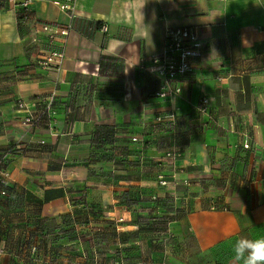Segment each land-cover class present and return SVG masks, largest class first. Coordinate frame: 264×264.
I'll list each match as a JSON object with an SVG mask.
<instances>
[{
  "label": "crops",
  "instance_id": "1",
  "mask_svg": "<svg viewBox=\"0 0 264 264\" xmlns=\"http://www.w3.org/2000/svg\"><path fill=\"white\" fill-rule=\"evenodd\" d=\"M15 2L0 0V155L19 149L0 198V264H111L138 249L124 237L144 228L154 197L198 264H236L239 237H264V0H76L73 18L38 0L33 28ZM44 23L72 26L61 73L35 66L49 51ZM186 27L203 55L171 85L179 94L157 97L164 80L141 66L164 51L167 29ZM53 93V132L23 126L16 97ZM170 150L182 153L175 171ZM161 174L179 186L160 188Z\"/></svg>",
  "mask_w": 264,
  "mask_h": 264
},
{
  "label": "built area",
  "instance_id": "2",
  "mask_svg": "<svg viewBox=\"0 0 264 264\" xmlns=\"http://www.w3.org/2000/svg\"><path fill=\"white\" fill-rule=\"evenodd\" d=\"M11 1L15 2V0ZM54 1L63 11L69 13L70 18L74 17L76 0ZM37 2L38 0H23L19 4L15 2L20 26L33 28L39 24L35 19L33 8ZM71 29V25L65 27L55 24H41V32L47 37L49 51L35 62L36 67L54 73H61L63 71L66 59L65 48ZM165 34L164 51L151 58L150 62L152 64L149 67H146L144 63L141 66L142 71L147 70L164 80L165 86L157 94V97L163 98L172 96L174 93H180V89H172L171 85L176 80L183 79L194 71L195 61L201 59L205 48L199 32L192 28H171L167 29ZM56 101L57 97L54 93L31 101H25L22 97H16L15 108L24 113L22 125L31 129H42V127H45L50 132H53L57 122ZM208 105L209 99L204 97L200 102V113H207L209 110ZM174 117L175 115L173 114L159 116L156 122L172 121ZM133 140L139 141L137 138H133ZM42 143H45V141H42ZM243 148L248 149L249 144H245ZM15 150L17 148L13 147L0 155V197L8 196L9 187L12 185L11 172L8 170V166ZM181 157L182 153L180 151L170 150L165 154L164 160L171 164L175 171L176 163ZM157 179L159 187L162 188L176 189L179 186V181L174 176L168 177L161 174ZM212 208L216 210L215 207ZM119 221L122 222L123 220L120 219ZM2 252L1 250L0 254Z\"/></svg>",
  "mask_w": 264,
  "mask_h": 264
},
{
  "label": "rangeland",
  "instance_id": "3",
  "mask_svg": "<svg viewBox=\"0 0 264 264\" xmlns=\"http://www.w3.org/2000/svg\"><path fill=\"white\" fill-rule=\"evenodd\" d=\"M168 205L162 204L159 209L148 210L147 215L142 217L144 228L125 237L127 248L133 251V248L137 247L136 252L123 256V258L112 259L111 264H122V262L125 264H180L184 261L187 264H198L201 262L199 256L193 253L192 239L178 238L171 233L170 229L165 232L166 227L160 226L164 222L168 224L170 218ZM161 231L162 235L159 234ZM97 238L92 239L95 251L102 248V244L98 243V240L101 239L100 237ZM89 240L91 241V238ZM90 262L91 264H99L98 261H94L93 257H91ZM104 262L109 264L108 259H105Z\"/></svg>",
  "mask_w": 264,
  "mask_h": 264
},
{
  "label": "clouds",
  "instance_id": "4",
  "mask_svg": "<svg viewBox=\"0 0 264 264\" xmlns=\"http://www.w3.org/2000/svg\"><path fill=\"white\" fill-rule=\"evenodd\" d=\"M234 261L236 264H264V237H239L234 246Z\"/></svg>",
  "mask_w": 264,
  "mask_h": 264
},
{
  "label": "trees",
  "instance_id": "5",
  "mask_svg": "<svg viewBox=\"0 0 264 264\" xmlns=\"http://www.w3.org/2000/svg\"><path fill=\"white\" fill-rule=\"evenodd\" d=\"M148 143H149V141L146 139V140H144V142H143V147L146 145H148ZM10 149H12V148H10ZM7 151V150H6ZM19 153V149H17V150H15L14 152H13V155H15V154H18ZM12 155V156H13ZM158 176L156 177V181L158 182ZM160 188H162V187H160ZM11 189H12V185L9 187V193H10V191H11ZM163 189H166V188H163ZM9 193H8V195H9ZM7 197V196H6ZM6 197H0V198H6ZM82 199H85L83 196L81 197ZM156 198V199H155ZM133 199V198H132ZM152 201H153V203H154V206H152V207H154V210H156V209H159L160 207H162V205H158V203H159V198L158 197H154V199H152ZM80 204H82V205H85L86 206V204L83 202V201H80L79 202ZM87 207V206H86ZM89 207H91L90 208V210H89V212L90 213H92V214H96V215H99V214H102L103 212H102V209L99 207H95V206H89ZM88 207V208H89ZM168 207V206H167ZM169 208V207H168ZM170 209V208H169ZM160 226L162 227V226H164V227H166L167 225L165 224V222L164 223H162V224H160ZM121 236V235H120ZM121 239H123L122 238V236L120 237ZM125 238V237H124ZM98 260H95V262H97ZM94 264V263H93ZM97 264V263H96Z\"/></svg>",
  "mask_w": 264,
  "mask_h": 264
}]
</instances>
